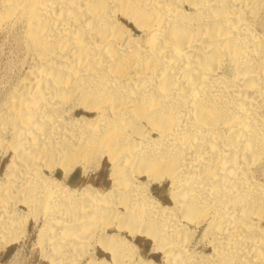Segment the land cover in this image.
Here are the masks:
<instances>
[{"label": "bare ground", "instance_id": "obj_1", "mask_svg": "<svg viewBox=\"0 0 264 264\" xmlns=\"http://www.w3.org/2000/svg\"><path fill=\"white\" fill-rule=\"evenodd\" d=\"M5 42L0 253L264 264V0H0Z\"/></svg>", "mask_w": 264, "mask_h": 264}, {"label": "rangeland", "instance_id": "obj_2", "mask_svg": "<svg viewBox=\"0 0 264 264\" xmlns=\"http://www.w3.org/2000/svg\"><path fill=\"white\" fill-rule=\"evenodd\" d=\"M6 43V44H5ZM4 45H1V47L5 46L4 48H1L0 51V84H2L6 79L9 77L7 76V63L10 57L9 53V43L5 42ZM12 45V43H10ZM9 54V55H8ZM8 56V57H7ZM5 61V62H4ZM7 61V62H6ZM7 65H6V64ZM6 160L0 164V169L2 171L3 164H5ZM108 168L109 163L107 162L106 158L102 161V164L98 169H91L86 173L85 175L82 174L81 168L76 167V169L70 174V178H68L69 183L71 186H80L85 183H91L94 186L99 187H109L110 185V179L108 178ZM95 171V172H94ZM57 175H61L60 169L57 170ZM153 190L157 197H159L164 203H170L169 193H168V182H165L163 185L156 186V184L153 185ZM33 222L30 221L28 233L29 236L24 241H19L15 244H12L7 247V249L0 253V261L7 262L10 259L14 260L13 264H44L42 260H40V253L39 249L34 246V239H35V233L36 228L33 226ZM29 238V239H28ZM136 244L140 247V249L143 251V254L146 256H149V258H154L156 261L161 260L160 253H154L151 252V241L148 239H145L143 237L138 236L135 240ZM33 244V246H32ZM35 247V250H34ZM32 249V250H31ZM34 250V251H33ZM103 255L109 256L106 253H103ZM32 254V255H31ZM148 258V257H147Z\"/></svg>", "mask_w": 264, "mask_h": 264}]
</instances>
